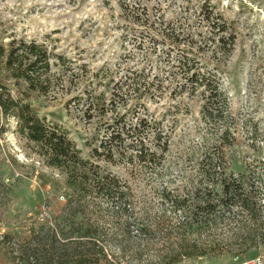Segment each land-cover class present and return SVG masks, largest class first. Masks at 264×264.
Here are the masks:
<instances>
[{
  "label": "rangeland",
  "instance_id": "obj_1",
  "mask_svg": "<svg viewBox=\"0 0 264 264\" xmlns=\"http://www.w3.org/2000/svg\"><path fill=\"white\" fill-rule=\"evenodd\" d=\"M201 8L221 15L228 32L235 37V46L227 57L217 54L215 59L210 52H200L198 57L203 63L220 61L219 81L228 101L227 120L236 137L229 153L234 162L232 170L242 172L240 166L244 165L243 173L252 172L264 157V0H0V36L3 42L10 35L45 42L55 53L84 65L91 74L108 71L116 82L136 68L156 74L165 70L162 46L149 42L153 38L150 35H155L151 23L156 17L207 37L210 26ZM143 12L147 13L149 23L142 22ZM61 82L65 86L63 91L57 88L46 96L34 94L30 103L39 117L66 129L82 156L88 157L90 149L86 145L95 138L94 121L86 118L84 100L79 104L73 101L81 95L88 79L84 77L79 84H70L68 78ZM163 84L168 85L166 81ZM174 87L175 84L170 86ZM100 90L101 86H97L96 92ZM170 91L167 89L157 102L146 101V107L170 135L169 150L159 172L99 162L131 193L134 213L131 218L122 217V222L136 224L139 220L150 227L162 219L161 209H167L163 232L148 239L139 235L137 226L122 234L115 219L91 215V208L84 215L69 217V211L64 210L63 190H55L57 184L51 185V181L62 182V175L46 168L27 148L16 134L12 119L0 118V264L43 261L46 258L41 253L34 256L31 252L26 259L21 246L33 235H43L45 229L57 224L64 233L70 227L78 228L88 216L105 241L106 259L99 256L95 264L161 263L160 258L175 248L179 240L169 233L175 217L168 205L161 204L160 192L166 189L180 197L193 187H203L198 161L220 136V125L201 116V101L197 97L186 93L173 97ZM250 127L257 129L256 140L250 135ZM257 147L262 149L257 151ZM256 172L261 170L257 168ZM41 207L49 216L43 222L38 217ZM223 216V221L188 236L189 243L195 241L201 246L199 252L203 255L182 258L174 264H234L264 256L262 246L241 252V243L233 241L237 229L234 213ZM116 239L123 241L120 246ZM214 245L217 246L212 248Z\"/></svg>",
  "mask_w": 264,
  "mask_h": 264
},
{
  "label": "trees",
  "instance_id": "obj_2",
  "mask_svg": "<svg viewBox=\"0 0 264 264\" xmlns=\"http://www.w3.org/2000/svg\"><path fill=\"white\" fill-rule=\"evenodd\" d=\"M201 12L210 26L207 37L201 32L188 30L189 27L182 29L180 25L175 27L166 23L161 16L152 21L155 35H150L153 38L149 42L153 46H162L160 51L165 70L160 71L163 77L161 73L136 68L114 82L108 71L91 74L84 65L55 53L45 42L13 35L3 42L0 36V118L12 119L16 134L27 148L46 168L62 175V182L51 181V185L57 184L54 189L63 190L64 210L69 211L71 218L84 215L91 208V215L115 219L114 224L122 234L135 226L143 239L162 233L166 208L161 209L162 219L151 228L139 220H136L138 224L121 221L126 215L131 218L134 201L125 184L99 162L159 172L169 150L170 135L146 107V101H159L167 89L171 90L169 94L173 97L184 93L197 97L201 101L203 119L220 125L217 128L220 136L198 161L204 186L193 187L180 197L166 189L160 192L161 204L168 205L175 217L169 233L175 234L180 244L168 250L166 256L160 258V264H174L182 258L203 255L199 252L201 246L195 241L189 243L188 236L223 221L225 213L228 216L234 213L232 219L237 229L233 241L241 243V252L264 247V157L257 161L252 172L243 173L244 165L240 166L242 172L232 170L234 162L229 153L236 137L227 120L228 101L219 81L220 61L203 63L198 57L200 52H210L212 57L217 54L227 57L235 46V37L228 32L221 15L206 8H201ZM143 14L142 22L149 23L147 13ZM84 77L88 82L73 101L79 104L84 100L86 118L94 121L95 138L86 145L90 149L88 157L82 156L66 129L39 117L30 103L34 94L46 96L57 88L63 91V78H68L70 84L74 81L79 84ZM164 81L168 85H164ZM173 84L175 87L171 89ZM97 86L102 90L96 92ZM249 129L256 140L257 129ZM261 149L257 147L256 150ZM257 168L261 172H256ZM85 218L88 219L78 224V228L70 227L65 233L57 224L45 229L43 235H33L21 246L26 259L30 258L31 252L34 256L41 253L43 259L46 258L36 264H95L99 256L106 259L105 241L101 239L99 227H94L96 224H92L91 217ZM71 225H74L73 221ZM115 241L119 246L123 242Z\"/></svg>",
  "mask_w": 264,
  "mask_h": 264
},
{
  "label": "built area",
  "instance_id": "obj_3",
  "mask_svg": "<svg viewBox=\"0 0 264 264\" xmlns=\"http://www.w3.org/2000/svg\"><path fill=\"white\" fill-rule=\"evenodd\" d=\"M61 199H62V197H61ZM38 217L40 218V221H42V222L47 220V218H49L48 213L45 211L44 207H41L39 209ZM234 264H264V256L256 257V258H254L248 262L234 263Z\"/></svg>",
  "mask_w": 264,
  "mask_h": 264
}]
</instances>
